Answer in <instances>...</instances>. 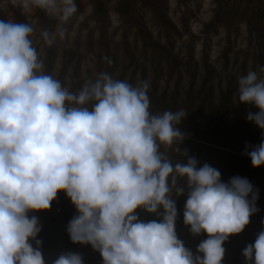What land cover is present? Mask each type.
<instances>
[{
	"label": "clouds",
	"instance_id": "obj_1",
	"mask_svg": "<svg viewBox=\"0 0 264 264\" xmlns=\"http://www.w3.org/2000/svg\"><path fill=\"white\" fill-rule=\"evenodd\" d=\"M10 2L24 15L40 10L58 21L41 33L48 46L65 38L78 11L76 0ZM33 33L29 23L0 20V264H45L42 229L29 213L48 211L60 192L77 213L67 225L70 241L90 245L102 264H223L224 244L258 211V190L240 176L223 182L218 169L182 151L178 125L187 115L151 114L149 81L100 73L71 92L44 72ZM238 100L264 132V77L252 70L239 77ZM177 142L185 161L173 165L165 152ZM246 154L254 169L264 167V140ZM173 188L187 193L185 226L207 236L196 255L177 236ZM138 209L159 220L141 221ZM242 255L246 264H264V230ZM52 264L84 260L67 252Z\"/></svg>",
	"mask_w": 264,
	"mask_h": 264
},
{
	"label": "rangeland",
	"instance_id": "obj_2",
	"mask_svg": "<svg viewBox=\"0 0 264 264\" xmlns=\"http://www.w3.org/2000/svg\"><path fill=\"white\" fill-rule=\"evenodd\" d=\"M77 14L64 25V39L52 46L41 33L55 31L58 21L43 11L22 14L10 0H0V20L26 22L44 72L58 79L71 92L79 91L100 73L132 85L150 82L151 114L183 110L182 151L218 169L221 180L247 178L264 201V167L254 169L246 150L264 140V132L247 121L248 107L238 100V79L264 66V0H76ZM253 111H257L253 109ZM177 142L165 154L172 164L183 163ZM164 151V149H162ZM178 180L177 186H184ZM186 190V189H185ZM177 199L176 233L196 255L206 234L194 237L183 222L187 193ZM76 209L63 192L48 211L29 213L38 218L45 264L62 253L82 255L84 264H102L90 245L73 244L67 225ZM147 222L159 217L137 210ZM264 230L258 211L243 233L224 244L223 264H246L243 249Z\"/></svg>",
	"mask_w": 264,
	"mask_h": 264
},
{
	"label": "trees",
	"instance_id": "obj_3",
	"mask_svg": "<svg viewBox=\"0 0 264 264\" xmlns=\"http://www.w3.org/2000/svg\"><path fill=\"white\" fill-rule=\"evenodd\" d=\"M256 206H257V208H258V212L261 213V215L264 216V201L257 200V202H256ZM31 243L33 244V247H36L34 241H32ZM41 251H42V254H43V256H44V252H43L42 249H41Z\"/></svg>",
	"mask_w": 264,
	"mask_h": 264
}]
</instances>
